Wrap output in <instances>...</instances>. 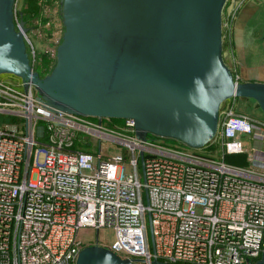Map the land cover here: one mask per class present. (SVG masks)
I'll return each instance as SVG.
<instances>
[{
	"label": "built area",
	"instance_id": "1",
	"mask_svg": "<svg viewBox=\"0 0 264 264\" xmlns=\"http://www.w3.org/2000/svg\"><path fill=\"white\" fill-rule=\"evenodd\" d=\"M228 2L222 39L243 0ZM33 89L0 76V115L16 120L0 122V264H76L87 228L113 229V242L90 244L138 264L264 263V173L223 159L244 152L238 136L264 122L236 111L234 99L220 105L213 149L201 154L151 134L137 139L131 118L110 124L52 110ZM102 139L125 148L104 155Z\"/></svg>",
	"mask_w": 264,
	"mask_h": 264
},
{
	"label": "water",
	"instance_id": "2",
	"mask_svg": "<svg viewBox=\"0 0 264 264\" xmlns=\"http://www.w3.org/2000/svg\"><path fill=\"white\" fill-rule=\"evenodd\" d=\"M16 1L0 0V74L32 85L52 110L131 118L139 140L152 134L195 149L214 137L225 100L251 98L264 113V82L239 81L223 58L227 0H60L64 30L44 77L27 53ZM141 171L144 180L142 163ZM149 234L154 251L150 221ZM76 264L138 263L94 243Z\"/></svg>",
	"mask_w": 264,
	"mask_h": 264
},
{
	"label": "crops",
	"instance_id": "3",
	"mask_svg": "<svg viewBox=\"0 0 264 264\" xmlns=\"http://www.w3.org/2000/svg\"><path fill=\"white\" fill-rule=\"evenodd\" d=\"M57 2L58 0H38L37 13L31 16L30 22H26L29 27L28 34H32L40 43L38 53L47 52L53 58L54 49L62 38ZM263 12L260 0H243L231 19L230 33L226 42L224 41L223 58L241 82H264ZM254 102L257 106L255 100ZM238 139L243 141L242 153H245L248 159V164L243 167L264 173V125L256 124L250 134H242Z\"/></svg>",
	"mask_w": 264,
	"mask_h": 264
},
{
	"label": "rangeland",
	"instance_id": "4",
	"mask_svg": "<svg viewBox=\"0 0 264 264\" xmlns=\"http://www.w3.org/2000/svg\"><path fill=\"white\" fill-rule=\"evenodd\" d=\"M229 2H230V0H229ZM260 2H261V7L264 9V0H260ZM56 7H57V10H58V21H59V26H60V36H62L63 30H64V26H63V23H62V16L60 14V0H58ZM21 8H22V0H17L16 1V5H15V19H17L16 18L17 17V12ZM263 14H264V12H263ZM222 17H225L226 21L229 20L226 11H224V13L222 14ZM30 19H31V15H26L25 16L26 22L27 21L30 22L29 21ZM223 34L225 35V37H223V42L224 41L226 42V40H227V38H226L227 37V35H226L227 34V30L226 29H224ZM28 37L30 38V41H31L32 45L35 47V50H36V53H37L38 52L37 48H38L40 43L38 42L36 37H34L32 34L29 33ZM55 50L56 49H54V59H53L54 63H55ZM30 51H31V46L28 43V45H27V53H28V55H30ZM39 53L49 55L47 52L40 51ZM0 76H10V77H13V79H16L17 81L21 80L20 77H18L16 75H13V74H9V73H3V74H0ZM33 90L37 94V91L35 90V88ZM234 107H235V110L238 111V112L245 113L247 115H250L252 117H255L257 119H261V120L264 121V113H263V111L258 106H256L254 100H252L250 98H243V97L235 98ZM118 119H121V118H118ZM13 121H16V120L13 119L10 116L0 115V122L1 123H11ZM94 142L96 144H93L91 146L92 149H95V145L98 148V141L96 139H94ZM100 148H101L102 153L104 155H111V154H115V153H117L119 151H122V149H124L125 147L123 145L119 144V143H116V142H113V141H110V140L102 139ZM189 150L190 151H196V152L201 153V154L204 153V152H201L203 150L202 148L196 150L194 148L192 149V148L189 147ZM126 158H128V156H126ZM139 175L142 178L141 167H139ZM78 236L80 237V239L82 240L83 244H85V245L95 242L96 236L99 237V241H100L99 243L103 244V245H108V243L113 242L114 239H115L114 230L111 229V228H106V229L99 230L98 233H96L94 230H91V229L87 228V229H83V230L79 231Z\"/></svg>",
	"mask_w": 264,
	"mask_h": 264
},
{
	"label": "trees",
	"instance_id": "5",
	"mask_svg": "<svg viewBox=\"0 0 264 264\" xmlns=\"http://www.w3.org/2000/svg\"><path fill=\"white\" fill-rule=\"evenodd\" d=\"M37 2H38V0H22V8L17 12L16 18H19L20 13L23 14L24 20H25L26 15H31V16L35 15L38 11V3ZM223 47H224V42H223ZM53 65H54V60L52 58H50L46 54H41V53L37 52L35 62L33 63V69L39 73L40 77H44L45 75H47L51 71ZM235 98H237V97L230 98V99H235ZM92 118H94V117H92ZM122 120L123 119L110 118L109 123L110 124L121 123ZM151 137L162 138L166 143L171 144V145L172 144L185 145L184 143L180 142L179 140L173 139V138L159 137V136H155L152 134H151ZM75 146L81 147L84 150H89L88 146H84L80 142H77L75 144ZM202 149L203 150H212L213 145H212V143L209 142ZM223 159L226 163H228L230 165H234V166L243 167V166H246L248 164L247 155L245 153H226L224 155Z\"/></svg>",
	"mask_w": 264,
	"mask_h": 264
}]
</instances>
